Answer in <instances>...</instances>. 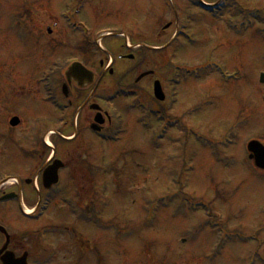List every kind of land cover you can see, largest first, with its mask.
<instances>
[{"label": "rangeland", "instance_id": "rangeland-1", "mask_svg": "<svg viewBox=\"0 0 264 264\" xmlns=\"http://www.w3.org/2000/svg\"><path fill=\"white\" fill-rule=\"evenodd\" d=\"M200 1L211 6L219 0ZM79 2L83 3L81 17L92 35L107 25L120 27L131 45L160 47L154 52L168 79L166 55L171 52L172 64L185 80L179 85L167 81L173 97L168 117L174 122L156 144L152 140L160 121L138 110H124L125 101L132 98L126 99L120 91L117 98L105 101V106L112 105L122 114L121 124L118 121L115 127L126 131L120 140L103 143L86 135L77 144L85 157L94 158L93 171L98 174L90 178L96 197L99 186L107 185L102 213L108 222L107 231L102 232L79 227L91 244L79 236V248L86 258L74 263L91 264L94 253L95 264H264V173L253 167L246 151L250 140L264 145V84L259 83L264 73V0H224L216 17L187 0H0V96L15 98L17 111L26 101L24 109L30 111L28 116L22 114L31 128L38 126L33 118L39 111L25 98L31 76L44 70L42 61L51 67L58 59L77 55L69 44L59 42L79 41L82 36L71 34L67 28L70 22L60 21L59 14L66 3L73 11ZM171 4L174 13L168 12ZM183 17L190 24L186 25ZM175 23L192 34L193 43L179 38L172 40L171 48H164L174 34ZM166 24L169 28L164 33ZM99 35L98 44L115 36ZM22 39H27L26 43ZM41 43L47 51L40 61L37 51ZM104 45L108 49L109 45ZM126 64L122 69L127 71L135 61ZM202 65L235 73L237 78L224 81L216 73L204 72L206 66L202 72ZM196 68H200L198 79L188 70ZM139 73L133 71L125 79L133 81ZM115 89H104V95H113ZM41 96L42 92L37 100ZM57 96L64 101L60 88ZM48 101L49 113L65 111ZM147 105L151 107L152 102ZM144 121L146 128L142 127ZM74 125L78 127L77 122ZM101 154L108 167H98ZM17 165V159L0 164V172ZM82 171L75 167L62 173L57 200L38 227H58L63 232L71 228L65 225L71 209L66 197L75 200L73 186L87 189ZM180 183H185L184 190ZM205 205L210 217H206ZM4 221L10 232H20L30 224L21 217L8 216ZM50 234L49 240L61 252L62 264H74L67 259L77 256L78 249L67 246V238L60 232Z\"/></svg>", "mask_w": 264, "mask_h": 264}, {"label": "flooded vegetation", "instance_id": "flooded-vegetation-1", "mask_svg": "<svg viewBox=\"0 0 264 264\" xmlns=\"http://www.w3.org/2000/svg\"><path fill=\"white\" fill-rule=\"evenodd\" d=\"M188 1L193 0H187V3ZM177 26V24L174 26L175 29ZM168 28L169 24H166L162 27V31ZM98 33L116 36L104 39L100 42V48L97 47V38L100 35H92L91 31L82 36L79 41L70 39L64 40L65 42L60 41V44H69V48L72 52L75 51L77 55L72 54L66 59H58L59 64H57L55 72L52 71L53 68L46 66L44 61L40 62L44 70L36 71L37 75L34 73L31 76L32 81L31 83L29 82L25 97L26 100L32 101L39 108L34 117L37 118L34 120H38V126L35 128L25 125L24 122L22 112L28 116L27 111L29 112L30 110L23 108L17 111L15 110L17 106L14 102L15 98L0 96V104L4 105V108L0 109V164H7L16 159L18 162L16 168L0 172V264H62L61 252L58 247L56 249V247L52 246L48 237L51 235L50 231L55 232L58 230H60L59 232L62 236H66L67 246L78 249L77 256L67 260L74 263L77 260L82 261L86 258L84 250L82 251L79 248V242L81 243V241H78V238L80 236L83 242L86 241L90 244L91 242L89 239H85L82 233H79V227L87 230L88 227L93 228L92 212H94V202L97 197L96 193L91 190V185L94 181L91 182L92 178L90 177L98 174V170L93 171L95 167L94 158L85 157V153L78 150L79 145L81 138L86 137V135L92 137V140L94 138L98 142L102 141L105 143L106 137H110L116 129V122H118L116 118L119 117L120 122L122 116L119 110L112 105L107 104V108L105 105H101V99L105 100V98L109 97L104 95V89L108 88L112 91L116 88L117 92L114 91L112 93L114 97L120 91L126 99L132 98L129 103L125 101L124 110L129 108L141 111L143 106L147 108V102H152L151 109L155 112V119L159 120L160 117H164L167 120L170 119L165 114H169L172 110V105H170L172 97L169 93L171 88L167 84L168 74L154 52L156 48L160 47L148 46L143 43L131 45L128 37V43L125 39H120L121 34H124V32L117 26L107 25L105 28H99ZM104 43L109 45L108 49L105 48ZM171 44L170 39L163 47H168ZM59 46L61 47L62 45ZM151 49L153 52H151ZM46 51V46L41 43L40 50L37 51L40 61L45 57L44 52ZM28 53L30 55L33 54V50L28 51ZM110 57L113 59L112 62L109 60ZM95 58H98L96 68ZM71 59H76V63L81 64L85 69L93 73V82L90 85H85V81H82L84 87H81L73 77H70V81H68L66 73L73 65ZM134 61L135 66L132 69L127 71L122 69L127 65L126 62ZM48 70H51L52 76L55 73V76H51V79L53 82H57V85L54 86V98L56 100L59 99L57 96L58 89L63 85L67 88V95L64 97V101L59 100L64 103L65 108L63 110L65 111L59 114L55 112L49 113L47 111V101H44L47 95V88L46 83L43 81L41 83L40 81L43 72L46 73ZM133 71H140V73L133 81L125 79ZM139 76L143 78L137 80ZM155 84L160 86L163 94L162 101L154 97L153 88ZM171 87L173 86L171 85ZM40 92H42V96L37 100L36 97ZM172 93L174 92L172 91ZM135 98L136 103H134ZM133 103L137 106L133 105ZM92 105H97L99 109L96 111L91 110L90 106ZM15 117L18 118L19 122L17 126L12 127L11 120ZM74 118H76L75 121L78 123V127L74 126ZM95 118H98V123L92 128ZM137 120L140 123L139 118ZM121 129L126 132L123 127ZM95 130L98 131L95 132ZM78 143L79 145H77ZM68 144H72V146H68ZM100 157L98 167H108L103 154ZM56 161L63 166L62 169L58 170L59 184L50 188V190H46L43 188L42 174L46 169L53 166ZM75 167L83 168V174H81L82 183L87 182V189L84 186L80 189L79 185L73 186L75 200L66 197L71 203V209L66 216L67 224L65 225H71V228H66L64 229L65 232H63L58 227H56L57 230L48 229L50 227L45 226L38 227L37 225L40 224L41 219L31 221L30 213L36 211L42 201L49 204L52 199L54 202L57 200L58 190L63 182L62 173L64 171L70 172ZM86 169L87 171H85ZM101 174L102 172L99 173V175ZM105 185L106 183L103 184V187L106 189ZM89 203L92 204L88 205ZM31 204L33 205L31 206ZM49 210L50 208L44 212V217ZM8 216L17 217L18 219L21 217L30 224L20 232H10L8 223L4 221L5 217ZM40 231L44 233L45 242L39 239ZM48 241L50 242V247L46 245ZM89 248L90 250L92 249L91 246ZM92 254L91 264H95L94 253ZM59 258L62 260H59Z\"/></svg>", "mask_w": 264, "mask_h": 264}, {"label": "water", "instance_id": "water-1", "mask_svg": "<svg viewBox=\"0 0 264 264\" xmlns=\"http://www.w3.org/2000/svg\"><path fill=\"white\" fill-rule=\"evenodd\" d=\"M73 77L76 82H78L79 85H82V81H86L87 83H90L92 80V77L90 74L85 72L81 67L74 66L70 73L67 74V78ZM261 83L264 82V78L262 77L260 80ZM159 94L158 88H155V96L157 98ZM14 125V124H13ZM247 151L250 154L249 159L253 160L254 167L258 170L264 171V147L259 144L256 141H251L247 145ZM61 165L59 166H53L48 170V172L44 175L45 180V186L50 187L54 185L57 182V169H59Z\"/></svg>", "mask_w": 264, "mask_h": 264}]
</instances>
